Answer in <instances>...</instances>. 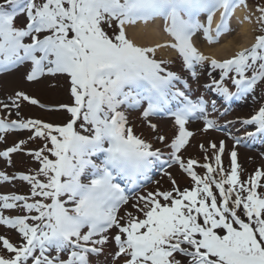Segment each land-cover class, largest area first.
Wrapping results in <instances>:
<instances>
[{
	"label": "snow or ice",
	"instance_id": "6c2138e0",
	"mask_svg": "<svg viewBox=\"0 0 264 264\" xmlns=\"http://www.w3.org/2000/svg\"><path fill=\"white\" fill-rule=\"evenodd\" d=\"M237 10L243 15L237 16ZM21 15L26 23L18 27ZM158 18L170 39L138 42L137 35L152 32ZM249 31L255 33L252 42L237 41V50L224 59L194 43L201 34L208 45L230 33L246 41ZM162 49L174 50L193 79L207 66L210 83L205 87L224 102L248 97L264 83V3L0 2V71L29 64V82L63 76L69 84V102L56 106L24 91L0 100V143H7L8 134L28 133L0 150V158L12 167L13 154H20L38 165L12 175L0 171V183L20 180L29 186L27 194H0V226L17 237L0 235V264H94L92 257L107 246L115 249L108 264H264V168L242 179L236 151L245 138L258 136L264 142V104L235 121L253 131L244 137L228 133L234 140L228 168L224 140L200 144L203 160L185 157L194 136L190 121L203 120L204 132L217 129L209 118V106L218 111L217 100H194L177 87L183 83L187 88V81L157 58ZM217 70L218 78L213 75ZM26 105L63 111L67 118L52 123L25 117ZM135 110L156 133L155 141L170 150L167 158L162 148L136 134L127 115ZM161 115L171 117L175 126L170 143L151 121ZM36 141L38 147H28ZM165 166L178 167L188 186L181 187ZM157 168L171 187L142 191L153 183Z\"/></svg>",
	"mask_w": 264,
	"mask_h": 264
},
{
	"label": "rangeland",
	"instance_id": "374dc122",
	"mask_svg": "<svg viewBox=\"0 0 264 264\" xmlns=\"http://www.w3.org/2000/svg\"><path fill=\"white\" fill-rule=\"evenodd\" d=\"M0 2H2V0H0ZM250 3H264V0H250ZM16 22L24 26L26 23V17L21 15L17 17ZM253 27H255V25H253ZM202 38V34L198 35V43H203ZM157 58L168 61L170 70L179 71L177 75L188 83V88H181V90L190 94L192 99L195 100L202 96L209 102L213 99L217 100L218 111L213 112L209 106V118L216 121L218 126L217 129L204 132L202 130L204 127L203 120L197 119L190 121L187 127L194 133V136L190 139V145L187 147V150L183 151V155L185 157L193 156L199 160H203V153L199 149L200 144L203 143L207 145L209 142L213 141L219 144L220 140H224L226 143V152L223 157V162L225 168H228L230 165L228 153L232 150L234 144V140L229 137L228 133H231L234 137H244L245 131L254 130L253 127H242L239 122L235 121H237V118H247L254 112L255 109L264 104V83L259 84L255 92L248 97L241 99L234 98L229 102H224L215 93L210 92L205 87V85L210 83V78L208 76V71L210 69L207 66H205L203 70L198 69V76L193 79L190 73L184 69L182 60L178 54L175 58L169 59L162 57L158 53ZM173 61H176L175 64H171ZM29 71V64L20 65L11 70L2 71L0 74V100H4L9 96L14 95L17 91H24L38 98L42 103L50 106H56L60 103L69 102V84L66 77L46 76L42 77L39 81L29 82L26 79V75ZM213 75L218 78L219 70L214 72ZM13 79H16V82H12ZM225 109L228 110L227 114L222 116L220 113L224 112ZM23 114L25 117L41 118L52 123H63L67 118V114L63 111L45 112L38 107L27 105L23 108ZM127 115L136 134L141 135L142 138L148 141L154 142L155 147L162 148L165 158H167L170 150L155 141L156 133L148 128L146 121L141 117V113L134 114V111H129ZM151 121L152 123L157 124L160 129V133L168 138L166 143H169L175 133V126L172 118L166 119L159 116H153L151 117ZM228 121H233V123H228ZM27 135V132L8 134L7 143H0V150L12 146L18 139L25 138ZM38 146V141L28 145L30 148H36ZM236 151L238 153V163L240 165L242 179H246L250 174L254 173L257 168H264V142H261L260 137L245 138L244 142L236 146ZM12 160L13 166L9 167L4 159L0 158V171H5L9 175H12L17 172L28 171L29 166H35L34 168L38 167V165L31 161L29 157L21 156L20 154H13ZM166 170L171 172L172 175L180 182L181 187L188 186V178L178 167L174 166L172 168H166ZM198 171H201L202 173V170L198 169ZM155 172L156 171H154L151 175L153 183H148L142 191L154 190L157 186L162 189H168L171 187L167 176L163 175V173ZM155 181H159V185H157ZM21 190L28 192L29 186L25 182L19 183L17 180L13 181L12 184L0 183V194H7L11 192L17 193ZM9 213L12 215L19 214L14 211ZM5 214L8 215L6 212ZM0 235H7L13 240L17 238L13 231L5 228L4 226H0ZM114 251V247L107 246L103 254L94 258V264H108L111 260L110 253Z\"/></svg>",
	"mask_w": 264,
	"mask_h": 264
},
{
	"label": "bare ground",
	"instance_id": "6f19581e",
	"mask_svg": "<svg viewBox=\"0 0 264 264\" xmlns=\"http://www.w3.org/2000/svg\"><path fill=\"white\" fill-rule=\"evenodd\" d=\"M237 16H242L243 13L240 10H237L236 13ZM202 20H204V17H201ZM219 22V13L216 14L213 20V27H215L216 23ZM163 20L162 19H156L155 22L151 25V28L153 29L152 32L148 34H138L137 35V40L138 42L145 43V44H151L154 42H164L166 40H169L170 38L163 33L162 28H163ZM232 27L236 28V21L235 17L232 20ZM245 28L247 29H252L253 25H245ZM239 31V30H238ZM130 35L132 34L131 29L129 30ZM255 33H252L249 31L248 39L244 41L242 37L236 33H230L226 34L221 37L220 43L217 45H208L207 42L204 40V43H198L199 47L202 51L205 52V54L208 55H215L219 59H224L228 58L231 56L238 48V43L237 41H240L244 43L245 46L249 45L252 40L251 37ZM196 38L194 39V43L197 45V41H195ZM198 46V45H197ZM162 57L165 58H175L176 57V52L171 49H162L158 52ZM12 82H16V79H13Z\"/></svg>",
	"mask_w": 264,
	"mask_h": 264
}]
</instances>
